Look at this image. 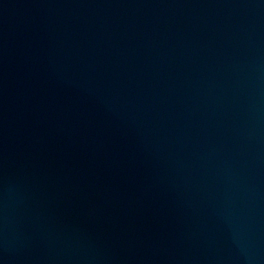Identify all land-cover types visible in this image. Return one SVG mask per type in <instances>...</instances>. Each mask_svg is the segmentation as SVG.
<instances>
[{"label":"water","instance_id":"water-1","mask_svg":"<svg viewBox=\"0 0 264 264\" xmlns=\"http://www.w3.org/2000/svg\"><path fill=\"white\" fill-rule=\"evenodd\" d=\"M0 264H264V0H0Z\"/></svg>","mask_w":264,"mask_h":264}]
</instances>
